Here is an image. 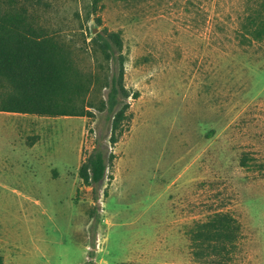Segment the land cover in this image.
I'll return each mask as SVG.
<instances>
[{"label":"rangeland","instance_id":"obj_1","mask_svg":"<svg viewBox=\"0 0 264 264\" xmlns=\"http://www.w3.org/2000/svg\"><path fill=\"white\" fill-rule=\"evenodd\" d=\"M249 1L105 0L102 25L84 22L86 43L76 30L63 37L88 71L91 30L120 31L137 98L114 147L106 112L0 120V135L16 130L17 152L20 134L42 155L40 165L18 164L17 152L9 171L0 165L5 264H195L189 230L217 212L242 226L231 264H264V41L241 37ZM80 6L57 0L46 21L79 27ZM97 144L114 165L93 189L78 169Z\"/></svg>","mask_w":264,"mask_h":264},{"label":"trees","instance_id":"obj_2","mask_svg":"<svg viewBox=\"0 0 264 264\" xmlns=\"http://www.w3.org/2000/svg\"><path fill=\"white\" fill-rule=\"evenodd\" d=\"M57 0H0V112L41 117H94L93 111L108 114L112 121L109 143L114 147L127 130L132 95L124 82L126 58L120 31L90 32L83 52L91 62L79 67L72 45L64 40L79 32L86 43L84 25L93 20L102 25L99 12L105 0H76L81 5L73 19L79 27L47 23L58 15ZM131 3L136 0H113ZM241 37L264 41V0H250L241 17ZM97 144L78 169L81 181L97 188L113 168L114 153ZM247 157L242 164H247ZM195 264H231L242 237L241 223L228 212H217L189 230ZM0 264H5L0 255Z\"/></svg>","mask_w":264,"mask_h":264},{"label":"crops","instance_id":"obj_3","mask_svg":"<svg viewBox=\"0 0 264 264\" xmlns=\"http://www.w3.org/2000/svg\"><path fill=\"white\" fill-rule=\"evenodd\" d=\"M0 118L1 123H7V119L11 118L12 124L14 123L13 119L15 114L17 113H10V112H0ZM15 124V123H14ZM13 126V125H12ZM15 132L16 130L14 128L11 129H6L2 135H0V165L2 166L3 171H9L12 166L14 165L13 161L10 160V157L15 156L16 154V145L13 143L11 139V135L9 134L10 132ZM17 142L20 146V150L18 153L19 155V162L18 164L21 163L23 166L26 165L29 162L36 163L37 165H40L41 161V154H39V151L37 149V144L34 145L35 143H29L25 142L24 139L20 136V134L17 135ZM32 157L34 159L28 160V157Z\"/></svg>","mask_w":264,"mask_h":264},{"label":"water","instance_id":"obj_4","mask_svg":"<svg viewBox=\"0 0 264 264\" xmlns=\"http://www.w3.org/2000/svg\"><path fill=\"white\" fill-rule=\"evenodd\" d=\"M96 33H97V29L94 30V34H96Z\"/></svg>","mask_w":264,"mask_h":264}]
</instances>
